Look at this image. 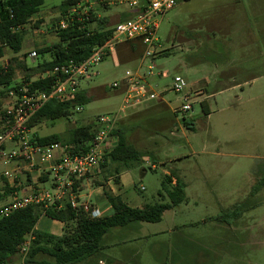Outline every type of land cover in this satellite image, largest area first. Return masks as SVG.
I'll use <instances>...</instances> for the list:
<instances>
[{"label": "rangeland", "instance_id": "obj_1", "mask_svg": "<svg viewBox=\"0 0 264 264\" xmlns=\"http://www.w3.org/2000/svg\"><path fill=\"white\" fill-rule=\"evenodd\" d=\"M63 1H45L24 28L21 52L15 55L7 49L1 67L13 57L28 67L49 59L38 53L33 59L29 54L58 42L55 28ZM90 1L96 4L98 18L109 19L110 28L130 10L120 3L124 0ZM37 21L42 22L38 27ZM158 21L155 54L145 61L141 72L154 66L148 83L160 98L134 105L119 117L120 122L128 117V140L143 158L131 168L134 181L130 185H113L122 190L121 197L136 196L149 205L170 201L166 193L165 198L159 195L166 174L183 179L188 189L175 214L166 212L161 222L150 225L149 233H161L135 243L140 254L134 264H264V188L252 192L264 179V0H176L174 8ZM96 27L97 22L90 28ZM227 36L236 39H225ZM252 36L258 39H247ZM127 43L118 47L121 59L118 51L114 52L94 66L95 76L81 82L92 98L82 111L70 118L45 121L30 135L64 136L78 127H98L100 117L117 114L123 96L112 85L123 80L128 71H136L143 54L142 47L134 49ZM226 58L243 59L238 64L252 66L249 74L258 79L252 85L249 75L239 82L240 72L231 69L223 73ZM160 73L167 77H159ZM177 76L188 83L185 94L192 110L187 114L179 111L183 96L172 90ZM25 80V73L18 70L13 85ZM246 81L243 88H235ZM9 102L10 96L3 99L0 117ZM184 119L193 121L192 126ZM16 147L11 141L0 145V175L8 169L2 155ZM143 170L148 174L145 180L140 177ZM17 174L22 185L25 181L29 184V179L31 184L43 179L42 175L32 178L27 172ZM6 182L0 183V208L13 201L12 195L5 194ZM101 187L92 181L82 191L83 199L102 205L105 198L101 201L94 195ZM14 258L16 264H24L22 255Z\"/></svg>", "mask_w": 264, "mask_h": 264}, {"label": "trees", "instance_id": "obj_2", "mask_svg": "<svg viewBox=\"0 0 264 264\" xmlns=\"http://www.w3.org/2000/svg\"><path fill=\"white\" fill-rule=\"evenodd\" d=\"M45 1L0 0V59L5 56L7 49L16 55L21 52L24 28L40 13ZM74 4L73 0H64L59 6L61 16L57 20L55 28L58 42L37 50L39 55H48L49 59L43 60L35 67H28L18 57H13L8 60L7 66H0V113L2 112L3 99L8 97L12 90H17L23 84H30L34 91L49 93L53 79L42 78L44 73L70 60L84 61L90 57L95 46L105 43L112 37L114 27H108L109 19L107 17L98 18L95 10L90 11L89 18L82 21L78 16H75L73 20L68 21V28L61 29L60 22L66 18ZM132 16L131 11L122 13L119 22L126 21ZM95 22H97V27L91 29V24ZM40 24L42 22L37 21L35 26L38 27ZM127 44L134 49L141 47L140 42H128ZM23 56L27 58L28 55L24 54ZM18 70L25 73L26 80L24 83L13 85ZM91 100L87 91L82 88L69 103L50 101L30 119L26 128L32 131L45 121L53 122L61 118H70L77 113L74 110L75 107L84 106ZM204 113L207 115L208 111L204 109ZM184 122L190 127L193 121L187 122L184 119ZM98 130L99 127H95L93 124L78 127L64 136L59 134L44 137L35 135L34 138L39 145L54 143L88 145ZM112 136L117 138L116 145L112 151L106 154L105 162L100 167V172L103 171L105 177L108 172L112 174L109 170L111 166H115V173L119 174L121 169L130 170L133 164L140 163L143 158L142 153L129 142L125 132L118 126L113 130ZM172 177L174 175L165 176L162 189L159 192L162 198H165L163 192L166 193L170 200L167 203L148 204L142 208L133 209L128 207L120 197L106 192L112 213L100 218H91L83 208L73 209L68 203H63L60 209L44 204L32 205L26 209L14 211L8 216H0V264H10L14 257L21 255L20 247L27 237H31V242L24 264H85L90 259H96L102 253L104 237L111 229L126 227L135 222L159 223L167 211L176 208L186 200L184 183L176 178L175 184L172 185ZM84 178L76 181V193H79ZM45 180L46 178L41 179V181ZM115 183L119 184L120 182L116 179ZM96 186L103 185L96 183ZM169 186H172L171 190ZM263 188L264 179L258 186L253 187L252 192L256 194ZM16 190H20V188L5 183V194L12 195ZM91 207L94 208V206ZM44 215L63 224L61 236L36 229L40 218Z\"/></svg>", "mask_w": 264, "mask_h": 264}, {"label": "built area", "instance_id": "obj_3", "mask_svg": "<svg viewBox=\"0 0 264 264\" xmlns=\"http://www.w3.org/2000/svg\"><path fill=\"white\" fill-rule=\"evenodd\" d=\"M68 15L60 22V28H68V21L78 16L82 21L89 18L90 11L95 5L90 0H73ZM120 3L128 6L133 16L114 26L112 37L101 45L93 48L90 57L84 61L70 60L58 65L42 75V78H52L50 92L32 90L30 84H23L17 90L10 92V102L0 117V145L11 141L17 147L3 154V161L8 169L0 175V183L7 181L12 186L20 188L12 194V203L0 208V216H8L14 211L26 209L32 205L62 207L68 203L73 209L83 208L91 218H100L102 213L92 208L88 202H82L76 193V181L95 174L105 162L107 153L115 147L117 138L112 136L116 129L119 117L127 109L141 103L155 101L160 98L155 93L148 80L152 77L154 66L148 67L147 73L141 70L145 61L151 59L156 50V32L159 27L158 18L173 9L176 0H124ZM100 18V17H99ZM127 42H140L142 47V60L136 71H128L123 80L115 82L112 87L123 96V105L120 111L112 116L99 118V130L91 143L78 145H63L60 143L39 145L26 128L30 119L48 102L69 103L82 89L81 82L88 80L97 73L93 68L98 63L117 53L118 47ZM37 58V52L29 54ZM166 78L165 73L158 74ZM188 83L180 76L173 80L172 90L175 94L183 96L179 111L187 114L192 110L188 102L186 91ZM82 111V106L74 109ZM27 172L37 177L46 178L34 180L30 185L16 183L17 172ZM31 237L20 247V253L26 257L30 247Z\"/></svg>", "mask_w": 264, "mask_h": 264}, {"label": "crops", "instance_id": "obj_4", "mask_svg": "<svg viewBox=\"0 0 264 264\" xmlns=\"http://www.w3.org/2000/svg\"><path fill=\"white\" fill-rule=\"evenodd\" d=\"M217 39V38H214ZM225 39H236V38H232L231 36H227ZM246 39V38H245ZM247 39H258V37L252 36L249 37ZM216 51V49H211ZM122 51L118 50V56L121 59V57H123L121 54ZM16 55V54H15ZM5 57V56H4ZM3 57V58H4ZM220 57V56H219ZM1 58V59H3ZM0 59V60H1ZM215 60H222V58H214ZM251 59H257V57L252 58ZM239 60H243L241 58H226V62H225V70L223 73L233 69L236 70L237 72H240L237 76H239V82L242 81L243 79H245V75H249L252 80L250 83H253L258 79L255 78V76L253 74H249V72H251L253 70L252 66L249 67H242L240 66V64H238ZM8 63V61H7ZM240 70V71H239ZM223 77H226L223 74ZM236 82V81H234ZM238 83V82H236ZM248 82L246 81L243 84H237L235 86L236 87H241L243 88L245 84H247ZM220 85H226L225 83H221ZM226 87V86H224ZM223 89V88H221ZM222 91V90H221ZM128 117H126V119H124V121H119L117 124L118 127L123 130L125 132V134L127 135V137H129L130 133H128V131L126 130L127 124H128ZM115 141V145H116ZM154 168V167H153ZM110 172L112 174H110L108 172V174H106L107 176L105 177L103 171L100 172L97 171L95 174L90 175L88 177V179L85 180L83 183L81 184V187L79 188V196H80V200L82 202H88L85 201L83 199L82 196V191L87 188L88 186H91V182L94 181L96 183H100L103 186L101 188H99L98 190H96L94 192V195L100 199L102 201L103 198H105V202L102 203V205L100 204V206H98L97 204H92L91 202H88L91 206H94V208L98 209L101 213L102 216L104 215H110L112 213V208L108 203V199L106 197V192L109 191L110 194H112L115 197H120L122 199V201L130 208L136 209V208H142L145 205H148L147 202H145L146 200H142L136 196H134L133 198H123L121 197V193L122 190L121 189H116L113 185V183L115 182L116 179L119 180V182H121L123 184V186L126 185H130L134 180V178L132 177V170H124L121 169L119 174H116V167L115 166H111L109 168ZM100 173V175H99ZM98 174V175H97ZM166 175H174L172 173L166 174ZM28 176H31L30 174ZM148 174L145 170L142 171L141 173V179L145 180L147 178ZM30 178V177H29ZM34 178V177H32ZM176 178L177 177H172V185L175 184L176 182ZM180 179V178H179ZM181 180V179H180ZM184 185H185V195L187 197V189H188V184L184 182V180H181ZM26 182V181H25ZM23 183V185H30V179L28 180L29 184ZM18 183V182H17ZM11 185V184H10ZM135 185V184H134ZM106 191V192H105ZM171 212H173L172 214H175V208L172 210H169ZM167 211V212H169ZM50 220V221H47ZM43 224V225H42ZM156 224V223H155ZM150 223H131L126 227H118V228H113L111 229L104 237L103 240V246L104 249L102 251V253L94 260L90 259L89 261H87L85 264H89L91 261H95L94 264H134V262L136 261L138 255L140 254V250L138 249V247L136 246L135 243H140L143 242L147 239H149V237L153 236V235H159L161 232H154V233H149V228H150ZM36 229L38 231L41 232H45V233H49L55 236H61L62 232H63V224L57 220H54L52 218H49L48 216H42L36 226ZM173 229H177V226L174 225ZM108 253V254H106ZM16 258H13L10 261V264H16Z\"/></svg>", "mask_w": 264, "mask_h": 264}]
</instances>
